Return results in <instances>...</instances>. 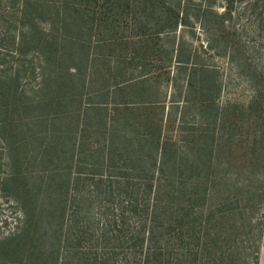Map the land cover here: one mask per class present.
<instances>
[{"label":"trees","instance_id":"1","mask_svg":"<svg viewBox=\"0 0 264 264\" xmlns=\"http://www.w3.org/2000/svg\"><path fill=\"white\" fill-rule=\"evenodd\" d=\"M224 1L0 0L1 183L20 209L0 264H259L264 118L248 152L241 121L264 89L219 102L215 57L250 69Z\"/></svg>","mask_w":264,"mask_h":264},{"label":"rangeland","instance_id":"2","mask_svg":"<svg viewBox=\"0 0 264 264\" xmlns=\"http://www.w3.org/2000/svg\"><path fill=\"white\" fill-rule=\"evenodd\" d=\"M216 6L218 12H222L226 6L225 1L217 0ZM227 24L230 45L232 44L235 49L242 52L241 57L248 61L250 69H244L242 66L241 68L238 66L239 63L230 62L226 57H215L214 61L220 66L223 80L219 102L224 104L227 100H234L248 104L253 90L264 89V0H233L231 17ZM185 35L188 36V32L185 31ZM200 38L201 40L205 38L203 32H200ZM195 42L197 41L195 40ZM250 72L255 80L253 85L250 84L249 76L246 75ZM261 118H264V112L260 113L258 117L253 116L248 120L241 121V125L245 129L243 130V140L245 135L249 134L250 136L241 147L243 152H248L251 148L250 143L253 140L251 133H255L257 127L261 126L259 123ZM259 153L264 154L263 146L259 147ZM6 161L5 154L0 149V238L10 235L16 230L20 216V209L9 193L10 188L1 183L7 169ZM257 166L264 170V157L259 159Z\"/></svg>","mask_w":264,"mask_h":264},{"label":"crops","instance_id":"3","mask_svg":"<svg viewBox=\"0 0 264 264\" xmlns=\"http://www.w3.org/2000/svg\"><path fill=\"white\" fill-rule=\"evenodd\" d=\"M264 237V232H263ZM258 262L259 264H264V245H262L258 250Z\"/></svg>","mask_w":264,"mask_h":264}]
</instances>
